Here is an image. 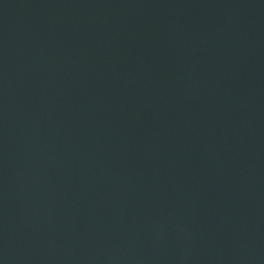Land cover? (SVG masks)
Returning <instances> with one entry per match:
<instances>
[{"label":"water","instance_id":"1","mask_svg":"<svg viewBox=\"0 0 264 264\" xmlns=\"http://www.w3.org/2000/svg\"><path fill=\"white\" fill-rule=\"evenodd\" d=\"M0 264H264V0H0Z\"/></svg>","mask_w":264,"mask_h":264}]
</instances>
